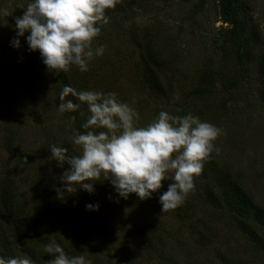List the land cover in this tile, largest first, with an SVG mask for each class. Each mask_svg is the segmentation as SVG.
Instances as JSON below:
<instances>
[{
	"label": "rangeland",
	"instance_id": "obj_1",
	"mask_svg": "<svg viewBox=\"0 0 264 264\" xmlns=\"http://www.w3.org/2000/svg\"><path fill=\"white\" fill-rule=\"evenodd\" d=\"M28 3L0 0L12 12L0 16V187L12 183L19 200L17 209L0 215V256L32 260L37 251L43 260L33 264H48L53 257L44 245L54 240L68 256L85 255L93 264H264V247L226 210L206 202L205 184H220L218 173L194 178L184 203L167 212L159 195L171 181L146 200L133 193L116 202L103 177L93 193L73 185L74 193L58 195L59 177L70 166L59 167L49 146L67 147L69 155L82 148L73 143L70 112L58 110L62 72L48 71L39 51L28 50V33L19 49L11 46L15 18ZM106 15L109 22L92 44L104 54L87 72L72 66L78 90L117 93L139 113L140 127L161 111L216 125L224 133L213 151L221 172L237 173L264 206V0H238L234 22L224 21L219 0H120ZM153 62L166 96L148 81ZM43 193L54 195V207L41 202ZM89 203L99 211L86 210Z\"/></svg>",
	"mask_w": 264,
	"mask_h": 264
},
{
	"label": "clouds",
	"instance_id": "obj_2",
	"mask_svg": "<svg viewBox=\"0 0 264 264\" xmlns=\"http://www.w3.org/2000/svg\"><path fill=\"white\" fill-rule=\"evenodd\" d=\"M119 2L29 0L22 16L15 18L16 35L11 46L19 49L20 38L28 33V50L39 51L48 71L67 73L76 66L80 72H87L89 64L104 54L103 46L93 48L92 44L109 22L106 10L114 9ZM10 15L12 12L0 8V16ZM69 95L78 102L65 101ZM59 99L60 113L77 112L82 104L87 105L90 113L81 125L86 131L76 130L73 137V143L82 148L81 154L69 155L67 147L49 146L50 158L59 167L65 163L70 166L59 177L63 187L56 191L61 197L64 192L74 193L73 185L78 186L77 190L93 193L95 183L103 177V181L113 186L116 202L133 193L146 200L159 192L163 181H171L167 191L159 195V203L161 212L175 209L194 189V177L201 174L204 162L214 150L219 152L215 141L224 134L216 125L191 113L173 116L161 111L154 121L140 127L139 113L115 92L77 91L65 85ZM72 120L75 121V116ZM85 207L88 211H99L100 206L89 203ZM44 252L53 257L48 264H93L85 255L68 256L54 240L44 245ZM0 264H33V261L26 256H0Z\"/></svg>",
	"mask_w": 264,
	"mask_h": 264
},
{
	"label": "trees",
	"instance_id": "obj_3",
	"mask_svg": "<svg viewBox=\"0 0 264 264\" xmlns=\"http://www.w3.org/2000/svg\"><path fill=\"white\" fill-rule=\"evenodd\" d=\"M237 2L238 0H219L221 6V13L224 21L234 22L237 16ZM112 12H109V14ZM229 35V34H228ZM153 66H150V76L148 81L152 85V89L155 93L166 96L167 91L163 88V82L159 74L158 62H153ZM261 69L264 75V61L261 64ZM62 86L69 85L79 91V71L71 67L70 71L63 73L61 75ZM75 101H73L72 99ZM65 99L72 100L74 103H77L75 97L69 95ZM83 113V115H81ZM89 112L86 104H82L81 108L77 112H70L69 118L71 120V128L75 126V130H78L81 133H84L86 130L81 127V125L86 122ZM75 116V121L72 120V117ZM15 133V132H14ZM13 133V135H14ZM14 143V138H12ZM66 146V144L64 145ZM222 167L218 159L212 153L210 157L204 162L203 170L198 176L206 177L209 173H218L221 178L220 184L210 185V183L205 184V200L210 204L223 208L227 213L232 216L233 220L238 225V228L241 229L242 233L249 237L251 241L259 248L264 247V231L261 228H264V206L259 204L253 194L242 182L240 176L233 171L221 172ZM220 170V171H219ZM214 173V174H215ZM196 179V177H194ZM11 183V182H10ZM0 215L2 212L7 215L13 209L18 208V191L14 189L13 184H7L0 187ZM3 194V197L1 198ZM42 199L41 202L47 206V208L54 207L56 201H54V195L47 193L40 195ZM150 199V198H149ZM17 211L15 214H18ZM6 219V218H5ZM23 226H19L23 232L28 229L29 221L27 218L23 220ZM25 233V232H24ZM203 235L205 232H201ZM26 237V235H25ZM37 251H34L32 254V260L42 262L43 254H37Z\"/></svg>",
	"mask_w": 264,
	"mask_h": 264
},
{
	"label": "water",
	"instance_id": "obj_4",
	"mask_svg": "<svg viewBox=\"0 0 264 264\" xmlns=\"http://www.w3.org/2000/svg\"><path fill=\"white\" fill-rule=\"evenodd\" d=\"M228 34H229V32L227 31V32L225 33L224 37H227V36H228Z\"/></svg>",
	"mask_w": 264,
	"mask_h": 264
}]
</instances>
